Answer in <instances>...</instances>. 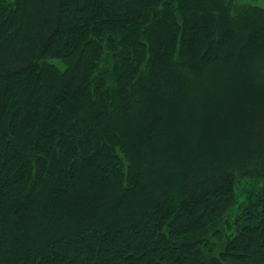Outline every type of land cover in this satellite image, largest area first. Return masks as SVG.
Listing matches in <instances>:
<instances>
[{"label": "trees", "instance_id": "obj_1", "mask_svg": "<svg viewBox=\"0 0 264 264\" xmlns=\"http://www.w3.org/2000/svg\"><path fill=\"white\" fill-rule=\"evenodd\" d=\"M258 0H0V264H264Z\"/></svg>", "mask_w": 264, "mask_h": 264}, {"label": "rangeland", "instance_id": "obj_2", "mask_svg": "<svg viewBox=\"0 0 264 264\" xmlns=\"http://www.w3.org/2000/svg\"><path fill=\"white\" fill-rule=\"evenodd\" d=\"M256 4L264 8V0H258Z\"/></svg>", "mask_w": 264, "mask_h": 264}]
</instances>
